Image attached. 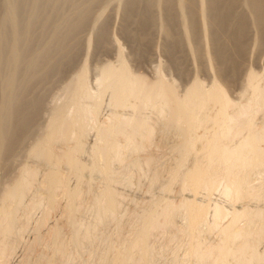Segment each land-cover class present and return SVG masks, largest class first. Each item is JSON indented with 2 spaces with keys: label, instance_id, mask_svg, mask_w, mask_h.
<instances>
[{
  "label": "bare ground",
  "instance_id": "1",
  "mask_svg": "<svg viewBox=\"0 0 264 264\" xmlns=\"http://www.w3.org/2000/svg\"><path fill=\"white\" fill-rule=\"evenodd\" d=\"M237 2L242 15L234 12ZM113 3L125 12L121 14L127 24L123 35L134 39L129 35L130 23L139 31L138 47L148 45L147 32L153 22H159L169 50L180 47L202 54L210 70L216 64L218 79L226 77V72L237 73L251 28L256 31V45L264 36V0H0V173L10 170L9 161L23 145L26 150L20 154L25 151L23 156L36 164L23 163L0 198V259H8L13 243L30 222L32 209L42 210L34 244L43 242L40 231L50 214L60 209L57 192L64 201L59 220L69 238L64 239L62 223L49 227L48 238H43L48 253L42 250L36 256L40 264H68L84 244H94L93 235L105 220L119 225L121 195L115 186L121 173L114 166L124 163L125 154H139L151 146L159 130L178 137L172 146L179 156L178 167L169 171L166 191L173 182L180 183V200L174 203L166 196L151 200L136 215L138 226L131 237L114 250L109 245L99 258L101 264L159 263L161 254L151 240L156 234L175 243L170 264H264L260 250L264 118L257 123L259 114L264 115V71L247 73L242 105L228 96L218 80L208 86L194 78L181 90L161 75L150 82L132 72L117 47L115 66L105 63L96 71L90 70L87 60L81 63L74 78L53 99L45 124L38 125L45 105V98L37 94L42 92L41 85L55 71L60 70L57 77L67 72L62 66L74 61L78 35L91 20L95 25L93 31L89 29L93 34L85 41V53L94 40L98 44L108 40L101 20ZM95 7L98 12L93 16ZM152 11L160 17L153 19ZM175 18L179 40L169 26ZM90 71L97 72L94 86ZM104 104L109 114L102 120ZM209 122L210 128L200 129ZM92 132L93 143L88 144ZM29 139L32 144L26 146ZM83 155L90 160L83 162ZM152 162L148 158L129 164L144 171L146 167L141 166ZM190 162L192 167H186ZM94 174L101 180L98 188ZM122 176L128 180L127 173ZM30 193L33 201L26 204ZM84 212L91 220L83 219ZM212 234L215 240L209 238Z\"/></svg>",
  "mask_w": 264,
  "mask_h": 264
},
{
  "label": "rangeland",
  "instance_id": "2",
  "mask_svg": "<svg viewBox=\"0 0 264 264\" xmlns=\"http://www.w3.org/2000/svg\"><path fill=\"white\" fill-rule=\"evenodd\" d=\"M239 1V0H238ZM112 5V6H111ZM110 6H108L106 13L104 17L101 20V23H104L106 26V37H108V40L104 43H97V41L91 43V47L89 52L86 54L85 50V41L86 39L93 34V21L91 20L84 28V32H81L79 36V45L77 46L78 48L80 47L81 49L76 48V57H74V61L67 63L66 65L64 64L62 68L64 72H61V74H64L63 76H55L60 75L58 71H53L54 73L52 74L53 77H51V83L50 80L48 81L49 86L46 85V88L44 85H41L43 88H40L39 90H42L45 94L37 93L35 92L34 95L41 94V97L45 98L43 101L45 102L43 106V110L41 109L42 113L39 117L40 121H38L39 126H43L45 124V121L48 117V112L51 110V106L53 99H56L61 93V89L64 86L65 83L69 82L75 74L77 73L76 71L79 70V67H81V63H83L85 60L89 63V68L90 70H96L97 68H102L105 66V63H111L112 65H116L117 61V47L122 50L123 55L129 64L130 69L134 74L140 75L146 80L150 82H155V80L158 78L159 75L162 76V78L167 81V82H175L177 83L179 90L182 88L184 89L185 87L189 86L191 81L194 78H198L199 80L203 81L206 85L210 86L211 82L214 80H218L219 83L222 85L223 88H227V93L228 96L236 103H240L242 105L245 104V97H241L243 91V83L245 80V77L247 73L249 72H254V73H261L264 71V36L261 40H259V44H255V38H256V31H254L252 28L249 30L248 35L245 38L244 41V46L242 48V59L239 63V68L236 74H232L230 72H226L224 78L218 79L217 71H216V64L214 63V69L210 70L209 65L206 61V59L203 57L202 54L199 53H191L185 50L184 48H177V49H168L167 46V41L159 31V22L155 24H152V27L149 28L146 36V41L148 43L147 46H142L138 47L137 45L138 42L136 41L139 38V34L137 33L138 30L133 29L134 25L131 26L132 24L130 23L128 26L129 29L132 31L129 35L133 37L134 39H127L125 34L123 33L122 30H125L127 24L125 23V12L123 11L124 9L121 10L120 7H117L118 5L113 3ZM236 9H234L235 13L243 14V9L241 8L240 4L237 2L236 4ZM96 8V7H95ZM93 9L92 15L95 16L96 12H98V8ZM119 8V9H117ZM94 12V13H93ZM124 12V13H123ZM152 11V15H155L153 19H157L158 14ZM95 14V15H94ZM124 16H122V15ZM107 15V17H106ZM157 16V18H156ZM106 17V18H105ZM176 17V15H174ZM173 18V17H172ZM176 18L174 19V21ZM108 21V22H107ZM159 21V20H158ZM173 21V19H172ZM173 23L169 21V26H172V28L175 32V37L177 40H179L180 35L178 34V30L180 28L179 25H176L175 21ZM126 24V25H125ZM178 24V23H177ZM95 25V23H94ZM93 26V27H92ZM125 26V27H124ZM179 26V27H178ZM135 28V27H134ZM92 30L90 32V30ZM86 30V31H85ZM136 30V31H134ZM139 32V31H138ZM135 33V34H134ZM124 34V35H123ZM136 35V37H134ZM111 39V44H109L110 38ZM126 37V38H125ZM136 39V40H135ZM113 40V41H112ZM131 40V41H130ZM82 41V42H81ZM108 42V43H107ZM115 42V43H112ZM191 42V41H190ZM107 43V44H106ZM192 43L196 46H198V43H195L192 41ZM207 47H209V41H207ZM225 45L229 46V42H222ZM102 44V45H101ZM113 44V45H112ZM82 46V47H81ZM108 46V47H107ZM139 48V49H138ZM78 49V50H77ZM141 49V50H140ZM79 51V52H77ZM81 51V52H80ZM140 51V52H138ZM78 53V54H77ZM212 58V56H211ZM71 64V65H69ZM73 64V65H72ZM69 65V66H68ZM71 66V67H70ZM68 67V68H66ZM96 68V69H95ZM70 69V70H69ZM96 71H90L92 78L91 81L94 79L95 76L94 74H97ZM66 72V73H65ZM96 72V73H95ZM52 73V72H51ZM50 73V74H51ZM55 76V77H54ZM49 77V78H50ZM57 77V78H56ZM59 78V79H58ZM58 79V80H57ZM93 80V81H94ZM92 81V84L94 83ZM245 84V83H244ZM94 86V84H93ZM243 86V87H242ZM44 90V91H43ZM43 95V96H42ZM45 95V96H44ZM38 96V95H37ZM230 110V109H229ZM149 112H147L148 114ZM109 114V109L107 106L104 104L101 110V117L102 120L107 118V115ZM149 115V114H148ZM100 117V119H101ZM152 118H155L153 114H151ZM264 115L259 114V117L257 119V123L259 124V119H263ZM264 121V119L262 120ZM41 122V123H39ZM43 123V124H42ZM41 124V125H40ZM155 125H158L155 123ZM37 126V124H36ZM211 127V123H206L204 124L200 129H208ZM162 129V128H161ZM157 134L153 136L151 139V146H148L144 151L140 152L139 154H125L124 158V163L121 165H116L117 171L121 173V177L119 179L118 184L115 186L116 191L121 195V205H120V223L115 222L114 220L107 219L103 223L102 226L98 228L96 233L93 235V240L94 244H84L85 246L81 247L80 251L78 254H75L68 262V264H101L99 258L102 255H105L107 252V248L109 245H111L112 250L116 249L121 243L122 240L124 241L125 239H128L131 237L133 231L136 229L138 225L137 217L136 215H140V213L143 211L144 206H147V204L152 202L153 200L159 199L162 196L168 197L170 201H173L174 203H177L178 200H180L181 197V192H180V183L178 182H173L171 184V189L170 191H166V187L170 184L168 181L169 178V171L173 169L174 167H178V165L175 163V160L179 157L176 151L172 149V146L174 142H176L178 137L175 136L174 133L171 134H165V133H160L159 130H157ZM93 132L90 134V136L87 139L88 144H92L93 138H92ZM32 139V138H31ZM35 140V139H34ZM26 140L25 142H27ZM34 142V141H33ZM32 144V141L26 143L25 145L28 146ZM259 144V142H258ZM24 146V145H23ZM20 147V151L18 150V155L9 161V169L10 170H4L0 173V198L2 197V194L4 192V188L13 182V180L16 177L17 172L19 169H21V165H27L29 167H33L36 164L35 162L29 158H25L24 154L25 151L20 154L24 149V147ZM25 146V148H26ZM61 146V145H60ZM60 146L58 149H60ZM151 159L153 161L152 163L146 165H142L141 167H146L144 168V171H140L139 168L137 169L138 166L129 164V162L133 160H145V159ZM253 159V156L251 157ZM27 159V160H26ZM190 161L192 160V155L189 157ZM255 159V157H254ZM81 160L83 162H88L89 157L87 155H83ZM33 163H32V162ZM255 161H258V159H255ZM192 162V161H191ZM189 163L186 167H192V163ZM13 166V167H12ZM136 167V168H135ZM62 170L63 167H61ZM65 168V167H64ZM131 169V170H130ZM129 171V172H128ZM122 172L128 174V180L123 179ZM157 175V176H156ZM156 177L155 179H153ZM125 178V177H124ZM70 185L74 184L73 179ZM93 180H94V187H100V177L98 175L94 174L93 175ZM37 194V191L33 192ZM32 193V194H33ZM39 194H44L43 191L38 189ZM31 193L27 198L25 199L26 204L31 203V199L33 196ZM186 197H188V194L185 193ZM218 197V196H217ZM56 199L59 200L60 203V209L54 211L53 213L50 214L46 225L42 228L40 231V234L42 237V241L40 244L36 245L34 244V240L36 239V233H35V227L38 221L40 220L42 216V210L41 209H32L30 210V222L27 223V226L25 230L20 234V236L15 240L16 243H13L12 245V250L11 254L8 256V259H0V264H40V262L37 260V255L40 252L45 251L44 253H48V250L45 248V244H47V231L48 228L53 226L54 224H61L62 223V218L61 220V207L63 206V198L60 194V192L56 193ZM152 200V201H151ZM220 200H223L222 198ZM31 201V202H30ZM224 202V201H223ZM240 202L235 203L236 205H239ZM148 204V205H149ZM85 213V212H84ZM142 214V213H141ZM83 215V214H81ZM138 215V216H139ZM89 214L83 215V219L85 218L86 220L90 219ZM84 219V220H85ZM61 221V222H60ZM117 223V224H116ZM137 223V224H136ZM61 228H64V223L59 225ZM64 226V227H63ZM118 227H121L120 229ZM66 230V231H64ZM118 230V231H117ZM64 232V239L69 238V232L67 228L65 227L63 229ZM44 233V234H43ZM119 233V234H118ZM161 234H156L154 235L155 239L152 237V242L155 243L158 252L161 254L160 256V262L162 264H170V251L172 248L175 247L174 242H170L167 238L160 236ZM45 236L46 239H43ZM211 240H215L216 237L212 234L209 236ZM97 242V244H96ZM97 245V247L93 246ZM177 245V244H176ZM14 247V248H13ZM95 247V248H93ZM97 248V250H96ZM43 250V251H42ZM261 252H264V233H263V240L260 246ZM70 253L71 250H68ZM181 253V252H180ZM109 255H112V252L109 253ZM108 255V256H109ZM3 260V261H2ZM5 260V261H4ZM7 260V261H6ZM158 260V261H159ZM167 261V262H166ZM25 262V263H24ZM156 262V264H160ZM172 264V263H171Z\"/></svg>",
  "mask_w": 264,
  "mask_h": 264
}]
</instances>
